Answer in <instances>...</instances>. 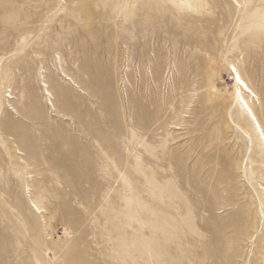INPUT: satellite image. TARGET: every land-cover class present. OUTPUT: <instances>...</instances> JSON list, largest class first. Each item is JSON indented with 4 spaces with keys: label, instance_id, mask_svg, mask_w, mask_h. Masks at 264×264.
<instances>
[{
    "label": "rangeland",
    "instance_id": "374dc122",
    "mask_svg": "<svg viewBox=\"0 0 264 264\" xmlns=\"http://www.w3.org/2000/svg\"><path fill=\"white\" fill-rule=\"evenodd\" d=\"M263 136L264 0H0V264H264Z\"/></svg>",
    "mask_w": 264,
    "mask_h": 264
},
{
    "label": "bare ground",
    "instance_id": "6f19581e",
    "mask_svg": "<svg viewBox=\"0 0 264 264\" xmlns=\"http://www.w3.org/2000/svg\"><path fill=\"white\" fill-rule=\"evenodd\" d=\"M238 78H239V84H241V85H240L241 98H243V100H244V102H245V104H246V106H247V110L249 111V115H250V117L254 120L255 124L258 125V126L260 127L259 122H258V120H257V117L255 116L253 110L250 108V106L248 105V103H247V101H246V99H245V97H244V95H243V89H245L246 92H249V93H251L252 95H255V94H254V92L252 91V89L247 85V83L242 79V77H241L240 75L238 76ZM50 94H51V93H50ZM255 96H256V95H255ZM260 131L262 132V129H260ZM262 134H263V132H262ZM263 138H264V136H263Z\"/></svg>",
    "mask_w": 264,
    "mask_h": 264
}]
</instances>
